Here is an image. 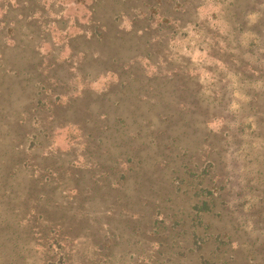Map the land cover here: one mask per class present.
<instances>
[{
	"label": "rangeland",
	"instance_id": "rangeland-1",
	"mask_svg": "<svg viewBox=\"0 0 264 264\" xmlns=\"http://www.w3.org/2000/svg\"><path fill=\"white\" fill-rule=\"evenodd\" d=\"M152 261L264 264V0H0V264Z\"/></svg>",
	"mask_w": 264,
	"mask_h": 264
},
{
	"label": "trees",
	"instance_id": "trees-1",
	"mask_svg": "<svg viewBox=\"0 0 264 264\" xmlns=\"http://www.w3.org/2000/svg\"><path fill=\"white\" fill-rule=\"evenodd\" d=\"M96 8V7H95ZM95 12H96V9H93L92 10V16L95 14ZM94 17V16H93ZM92 20L94 21V19L92 18ZM92 20H91V22H92ZM94 22H92V24H93ZM90 27V26H89ZM88 27V28H89ZM89 32H91V33H99V30H98V25L96 26V25H92L91 27H90V30H89ZM101 45L104 43V42H106L104 39L103 40H101ZM98 56H100V55H98ZM100 61L101 60H103L104 62H108V63H112L113 65H112V68L110 69L111 71H112V69L113 68H118V69H121V71H119V73L117 74V76L119 77L120 76V73L122 74L123 72L124 73H126V70H125V67H123V65L122 64H124L123 63V57H121V56H118V55H116L115 53H113L112 51H110L108 54H106V53H103V55H101L100 56ZM119 59H121L122 60V62L121 63H119ZM114 63H115V65H114ZM123 69V70H122ZM110 71V72H111ZM106 72V71H105ZM134 79V78H133ZM133 79H130V81H132ZM128 87V93H127V97L130 99V97H131V95H130V93H133V92H135L133 89L131 90V88H132V83H128V85H127V83H125V82H123V83H121L120 84V86H119V89L117 90V91H115V94H117V92H119V100L118 101H115V103H111V104H109V106L110 105H112V104H114L115 106H117V108L120 110V111H123L124 110V108H125V100H126V97H122L121 96V93L122 92H124V89L125 88H127ZM78 97H84V94L82 93V94H80V96H78ZM138 100V99H137ZM70 101V100H69ZM75 101V100H74ZM73 102V101H72ZM138 102L141 104V100L139 99L138 100ZM188 103H190V106L192 107V104H193V102L192 101H187ZM70 103V102H69ZM147 103V102H146ZM195 103V102H194ZM139 104V105H140ZM68 106H67V108L66 109H69L70 107H71V105L72 104H67ZM194 105H197V103H195ZM62 108L64 107V106H61ZM151 107V106H150ZM62 108H60V110H58V112L60 113V114H64V110L62 109ZM152 108V107H151ZM138 109V108H137ZM88 113H89V115H90V119H85V120H82V122L83 123H81V125L83 126V124L84 125H86L87 123H89V122H91V121H93V124H94V129L96 130V131H90V132H97V130H98V124H97V120L98 119H95V117L98 115L97 113L96 114H94L93 113V111L92 110H89L88 111ZM61 115V116H62ZM188 117V116H187ZM75 118V117H74ZM85 127V126H84ZM113 132H116V131H114V130H112V132H110L109 134H111L112 133V135H113ZM97 133H99V132H97ZM100 133H102V132H100ZM141 135H143L142 134V131H141V129H140V132H139ZM131 143V141L130 140H128L127 138H123V139H121V141H120V145L121 144H126V143ZM103 148V147H102ZM97 150V149H96ZM103 151V152H110V148H105L104 147V149H101V148H99L98 147V150L97 151ZM110 157V160L112 159H114L115 158V154H110L108 157H107V160H108V158ZM158 163V162H157ZM106 164V163H105ZM157 165H155L154 167H156ZM113 169V166H111V168H109V169H107V170H105L104 172L102 171V175H101V177L103 178V183L104 182H107V183H109L110 182V177L108 176V175H110V174H112V170ZM169 173V171L167 172V174ZM217 177V176H216ZM215 179V177H213V175L210 177V179L211 180H213V182L215 183L216 181L214 180ZM117 181H114V182H112L113 184H115V186H114V188H117L116 190H119V189H121V190H123L122 192H120V191H117V192H120V194H122V195H118V194H116L112 199L114 200L115 198H119L120 199V201H124V203H123V210L126 212V213H129L130 214V216H128L127 218H126V222L124 223L125 224V226L127 227V228H131V229H138L139 231H141V233L143 234V233H145V224L143 223V220H142V215H141V212L139 211V209L138 208H142V209H144V206L146 205V204H148V206H150L151 205V207H152V209H157V213H160L161 212V208L159 207V205L158 204H155L152 200L153 199H151L150 200V197L149 196H147V194L146 193H151L152 191H154L155 193H157L158 191H157V183H158V181H155V179H153V180H149V182H150V185H143L141 182L140 183H138V184H136V185H134V187H130L131 185H132V183H136V182H128V183H126L127 184V186H128V188L130 187V189H128V191H127V189H125V188H122L124 185H126V184H124L122 187L119 185V182H120V180H119V178L118 179H116ZM212 183V182H211ZM209 185V184H208ZM102 188L103 189H106V188H109V185H106V187H103L102 186ZM145 188H147V190H145ZM145 190V191H144ZM203 190H204V188H203ZM205 190H208V189H205ZM127 191V192H126ZM136 192H138V193H144L145 195H143V196H139V195H137V193ZM109 193H111V192H97V193H95V196H94V198H96L98 201H101L102 200V202H106V200H108L109 199V197L108 198H104L105 197V195H107V194H109ZM149 197V198H148ZM102 198H104V199H102ZM217 198L216 197H213L211 200H209V201H207V200H205V201H202L200 204H199V210L200 211H202V210H206V211H210V210H212V208L216 205V200ZM99 202H96V205L98 204ZM144 203H145V205H144ZM84 218L87 220L88 218V216H89V213L88 212H85V214H84ZM144 224V225H143ZM169 229V228H168ZM159 230H160V228H159V226L158 225H155V223H154V225L152 226V233H151V235H157V232H159ZM136 232V231H135ZM195 234V237H197L198 235L196 234V233H194ZM145 252V251H144ZM144 256L146 257V258H150V259H156V257L154 256V255H152V257H150L146 252L144 253ZM152 264H155V262L153 263V261H152Z\"/></svg>",
	"mask_w": 264,
	"mask_h": 264
}]
</instances>
